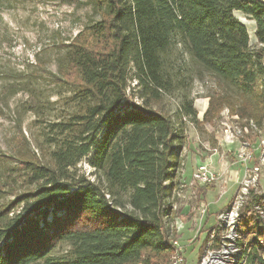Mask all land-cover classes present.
I'll use <instances>...</instances> for the list:
<instances>
[{
    "label": "trees",
    "instance_id": "16d2710c",
    "mask_svg": "<svg viewBox=\"0 0 264 264\" xmlns=\"http://www.w3.org/2000/svg\"><path fill=\"white\" fill-rule=\"evenodd\" d=\"M91 2L100 19L65 45L59 68L74 80L62 77L63 112L44 127L46 160L22 153L9 174L33 189L0 207V264L50 260L62 245L67 260L51 264H170L186 118L200 124L228 108L264 122V0ZM236 11L256 22L255 45ZM179 44L196 75L217 81L202 120L190 97L177 109L179 122L152 105L171 88L167 56ZM133 80L142 102L130 93ZM5 157L7 166L13 157ZM255 205L264 207L263 195L242 215L246 264H264Z\"/></svg>",
    "mask_w": 264,
    "mask_h": 264
},
{
    "label": "rangeland",
    "instance_id": "374dc122",
    "mask_svg": "<svg viewBox=\"0 0 264 264\" xmlns=\"http://www.w3.org/2000/svg\"><path fill=\"white\" fill-rule=\"evenodd\" d=\"M234 13L248 27L253 43L256 22L240 11ZM99 19L100 14L91 0H0V207L15 199L21 191L33 189L21 182L22 178L14 181L9 174L18 167L16 158L22 153L32 156L34 151L39 158L46 160L44 151L48 148L43 141L44 127L63 112L64 99H59L58 94H67L69 83H65L62 77L74 80L73 75L64 74L59 68L65 45L74 40L85 26ZM167 57L168 71L172 76L171 88L152 105L170 114L177 122V109L184 98L190 97L195 99V109L202 120L209 106V95L218 87L217 81L207 74L204 77L196 75L191 58L180 44L173 46ZM262 80L264 84V78ZM130 86L133 100L142 102L137 81L133 80ZM251 119L232 115L228 108L211 121L200 124L186 118V143L182 151L184 164L176 190L181 192L176 195L173 207L175 233L172 240L175 248L170 264L177 259V248L181 249L185 264L202 262L205 247L211 239L210 230L216 227L217 213L232 198L234 200L240 187V184L238 188L232 184L229 171L237 165L233 162L237 143H228L224 132H232V140L247 139L243 127ZM255 124L256 129L262 131L259 135L264 137V122L261 126ZM246 146L253 149V145ZM5 156L13 157L7 166L3 163L7 160ZM204 162L211 163L217 172L228 169L225 175L229 184L225 195L220 196L219 182L190 184L192 172ZM79 167L81 173L91 180L96 178L93 168L86 162ZM258 191L264 196V176ZM204 208L206 210L202 213ZM67 251V245L59 246L51 253L50 260L44 259L36 264L67 260Z\"/></svg>",
    "mask_w": 264,
    "mask_h": 264
},
{
    "label": "built area",
    "instance_id": "2783aa9c",
    "mask_svg": "<svg viewBox=\"0 0 264 264\" xmlns=\"http://www.w3.org/2000/svg\"><path fill=\"white\" fill-rule=\"evenodd\" d=\"M247 132V139H240V140H232V132H224V137L226 141L230 144L237 143L235 146V153H234V163H239L243 165L242 174L237 176L236 180V188H238L239 184L244 182H251L252 186V195L250 197H246V201L243 205L242 212L240 214H231V205L233 198L231 199L230 203L220 210L215 219V224H222V221H229L230 223V230H227V239L225 240H218V235L214 232V241L211 245H207L205 250H208V259L203 262H199V264H214L216 259H223L224 252H227L228 247L231 244L232 239V231H233V221L237 220L239 215H244L247 209V204L250 203L252 196L254 194H261L258 190L261 185V180L264 176V162H260V155L264 153V137L260 136L262 133L261 129H252ZM256 135L254 136V134ZM258 134V135H257ZM260 134V135H259ZM246 145H253V157L251 158H243V150ZM231 163H229L228 167ZM253 166H261V175L258 176V179H250L248 178V171H250L251 167ZM224 172H217L211 166V163L204 162L192 172L191 175V185L199 184V185H210L219 182L220 184V196H223L227 193V185L229 184V179L225 175L228 169H224ZM181 191H175V196L180 195ZM235 195V193H234ZM175 207V205H174ZM205 208L202 210V213L205 212ZM253 210H256V213L260 214V218L264 219V207L260 205H255ZM210 231H214V226L211 228ZM248 242V239H246ZM247 259V258H246ZM245 259V263L247 260ZM175 264H185V257L181 251V249L177 248V260Z\"/></svg>",
    "mask_w": 264,
    "mask_h": 264
},
{
    "label": "bare ground",
    "instance_id": "6f19581e",
    "mask_svg": "<svg viewBox=\"0 0 264 264\" xmlns=\"http://www.w3.org/2000/svg\"><path fill=\"white\" fill-rule=\"evenodd\" d=\"M255 123L251 119L249 124L245 125L243 129L245 131H248L249 128L256 129ZM242 150H243V158L253 157L252 149L250 150L246 146ZM260 162H264V153L263 155L260 156ZM260 175H261V166H253L251 167L250 171H248V178L250 179H258L259 178L258 176ZM251 195H252L251 182H244L240 184V187L231 205V214H240L243 208L242 204L245 203L246 197H250ZM227 230H230L229 221H222V224H216V227H214V231H212L211 236H209L211 238L209 241V245H211V243H213L214 241L215 231H216L215 234L218 235V240H225L227 239ZM231 233H232L231 244L228 247L227 252H224L223 259H216L214 264H243L245 263V259L248 258L249 248L247 246L248 242L244 241L245 236L243 234V228H242V215H239L237 217V220L233 221V231ZM206 259H208V250H206L202 258V262L205 261ZM176 260L174 262H176Z\"/></svg>",
    "mask_w": 264,
    "mask_h": 264
},
{
    "label": "crops",
    "instance_id": "0c3cea01",
    "mask_svg": "<svg viewBox=\"0 0 264 264\" xmlns=\"http://www.w3.org/2000/svg\"><path fill=\"white\" fill-rule=\"evenodd\" d=\"M256 43H257V38L255 36L254 42L252 44L255 45ZM205 109H206V107H205ZM234 164H237V165H233V167L230 168L229 171H230V176H232V184L234 186H236V183L235 182L237 180V176L240 175V174H242L243 165L242 164H239V163H234Z\"/></svg>",
    "mask_w": 264,
    "mask_h": 264
}]
</instances>
